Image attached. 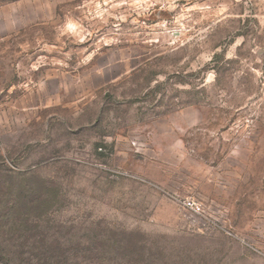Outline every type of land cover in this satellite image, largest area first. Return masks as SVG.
<instances>
[{"label":"rangeland","instance_id":"1","mask_svg":"<svg viewBox=\"0 0 264 264\" xmlns=\"http://www.w3.org/2000/svg\"><path fill=\"white\" fill-rule=\"evenodd\" d=\"M0 264H264V0H0Z\"/></svg>","mask_w":264,"mask_h":264},{"label":"built area","instance_id":"2","mask_svg":"<svg viewBox=\"0 0 264 264\" xmlns=\"http://www.w3.org/2000/svg\"><path fill=\"white\" fill-rule=\"evenodd\" d=\"M190 208L191 211H193L195 214H200L201 210L199 207H195L193 204L188 206Z\"/></svg>","mask_w":264,"mask_h":264}]
</instances>
